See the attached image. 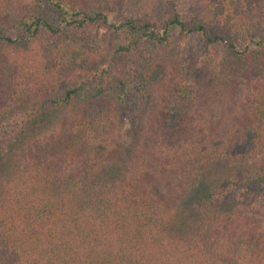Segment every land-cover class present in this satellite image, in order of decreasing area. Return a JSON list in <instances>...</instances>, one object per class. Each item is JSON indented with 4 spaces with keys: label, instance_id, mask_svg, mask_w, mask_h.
I'll return each instance as SVG.
<instances>
[{
    "label": "trees",
    "instance_id": "trees-1",
    "mask_svg": "<svg viewBox=\"0 0 264 264\" xmlns=\"http://www.w3.org/2000/svg\"><path fill=\"white\" fill-rule=\"evenodd\" d=\"M0 264H264V0H0Z\"/></svg>",
    "mask_w": 264,
    "mask_h": 264
},
{
    "label": "rangeland",
    "instance_id": "rangeland-1",
    "mask_svg": "<svg viewBox=\"0 0 264 264\" xmlns=\"http://www.w3.org/2000/svg\"><path fill=\"white\" fill-rule=\"evenodd\" d=\"M182 1H183V0H182ZM184 45H185V49H186V50H189L190 47H196V43H194V42H190V41H188V40L185 42ZM184 45H183V46H184ZM189 51H190V50H189Z\"/></svg>",
    "mask_w": 264,
    "mask_h": 264
}]
</instances>
